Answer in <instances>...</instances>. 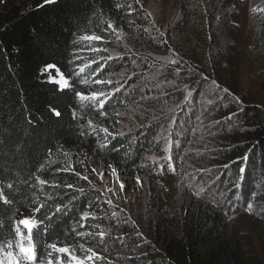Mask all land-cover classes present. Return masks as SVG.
<instances>
[{"label": "trees", "instance_id": "trees-1", "mask_svg": "<svg viewBox=\"0 0 264 264\" xmlns=\"http://www.w3.org/2000/svg\"><path fill=\"white\" fill-rule=\"evenodd\" d=\"M42 1L0 10V188L10 201H0V243H14L13 222L34 216L35 264H47L53 252L49 244L73 249L77 257L85 255L81 245L97 253L109 248L119 264H264V101L259 91L238 83V61L223 36V19L232 14L235 0H176L178 21L166 33L171 42L153 25V38L135 28L142 47L152 40L156 54H178L173 67L146 68L147 75L161 72L175 78L165 82L178 83L165 94L172 99L178 93V126L169 131L173 146L162 159L165 174L172 171L180 180L176 204L168 203L164 188H155L162 167L140 165L160 122L136 131L132 141L128 135L110 136L90 126L86 115L112 119L130 97L122 95L102 108L77 97L83 90L75 81L74 55L84 38L110 24L125 28L138 18V6L133 0ZM189 30L187 43L182 38ZM56 73L67 87L56 82ZM207 87L214 88L212 99L222 97L225 103H216L208 138L198 144L192 127L204 114L197 101L204 90L208 95ZM141 91L149 94L152 88L135 87L131 97ZM189 143H195L194 150H185ZM83 155L148 180V197L123 211L116 226L114 217L123 207L83 181L75 168ZM37 176L47 183L41 186ZM57 204L64 206L59 213ZM84 213L87 222L81 220ZM115 230L118 235H112ZM57 255L53 252V262Z\"/></svg>", "mask_w": 264, "mask_h": 264}, {"label": "rangeland", "instance_id": "rangeland-1", "mask_svg": "<svg viewBox=\"0 0 264 264\" xmlns=\"http://www.w3.org/2000/svg\"><path fill=\"white\" fill-rule=\"evenodd\" d=\"M138 6L139 16L135 20L122 26H106L99 28L94 34L88 37H101L99 40L85 39L79 51L74 55L76 63L73 73L76 75L75 81L82 88L84 95H90L93 92L104 93V99L107 103H113L122 95L129 96L126 103L118 106L114 112V118L110 114L92 113L86 115L87 122L101 129H107L110 136H125L132 140L135 138L136 131L144 127L154 129V126L160 122V129L156 131L155 137L151 140L153 147L141 161V166L162 169L161 177L157 181L155 188L160 192L163 188L167 191L168 203L176 204L178 194V184L180 180L173 175L165 174L162 159L167 158L170 147L173 146V139L169 131L178 126V93L167 99L166 92L178 89V83L170 84L163 78H170L167 74L156 72L154 75H147L146 68L150 64L173 67V58H178L177 53L160 56L151 48L154 42L147 40L148 44H140L138 37L135 36V28H144L147 32V38L153 33L150 25L165 34V40L171 42L173 38H168L167 34L173 31V27L178 21V3L176 0H133ZM202 2V0H200ZM43 3L44 0L42 1ZM28 7V0H0V10L7 9L11 5ZM221 16L217 17L219 19ZM225 30L223 36L229 42V50L235 55L238 61L239 81L242 89H250L253 92H260L259 97L264 101V0H235L233 12L230 16L223 19ZM197 27V25H195ZM170 30H172L170 32ZM192 31L189 30L187 37L182 38L184 42L189 43L192 37ZM188 36L190 38H188ZM152 42V43H151ZM173 48V47H172ZM175 48V47H174ZM231 54V55H232ZM83 68L84 71H80ZM159 69V67H158ZM162 69H159L161 71ZM228 70V69H226ZM162 79H161V78ZM56 82L61 85V77L56 73ZM102 81L103 83H97ZM175 82V78H170ZM151 85H153L151 87ZM141 86L152 88L149 94L139 92L138 97H131V90ZM208 88V89H207ZM201 94L198 103L204 113L197 117L192 127L196 133L195 142H206L208 138L207 131L210 129V120L213 118L211 113L218 105H223L225 101L218 97L215 101L211 92L214 88L207 87ZM214 98V99H212ZM188 101L191 98H187ZM222 108V106H221ZM206 110V113L205 111ZM165 120H170L166 127ZM203 136L205 138H203ZM134 138V139H132ZM203 138V139H202ZM203 143V144H204ZM194 144H187V150H194ZM173 157L172 150H170ZM185 163L187 165L186 159ZM75 167L81 177H87L83 181L91 187L96 188L105 194L109 200L116 198L123 207V210L115 215V225L123 218V211L129 212L128 207L133 209L137 203H142L147 197L148 186L147 178H138L123 175L116 168L105 163L100 159L82 156V159ZM178 164V162H177ZM175 166V165H174ZM178 175L177 168L175 169ZM101 174H103L101 176ZM123 185V188L121 187ZM76 186V185H75ZM121 218V219H120ZM242 225L243 222L241 223ZM116 228V227H114ZM112 235H118L115 230ZM109 248L103 253H98L103 257L99 260L100 264H119L115 255L109 253ZM82 251V249H81ZM59 256V255H57ZM68 256L63 257L64 264H68ZM55 262V261H54Z\"/></svg>", "mask_w": 264, "mask_h": 264}, {"label": "snow or ice", "instance_id": "snow-or-ice-1", "mask_svg": "<svg viewBox=\"0 0 264 264\" xmlns=\"http://www.w3.org/2000/svg\"><path fill=\"white\" fill-rule=\"evenodd\" d=\"M44 2L52 3L54 0H44ZM109 27H113L111 24ZM85 39H94L99 40L101 37H85ZM53 65H47V68H52ZM80 71H84L83 68L80 69ZM97 83H103L102 81H97ZM61 86L67 87V82L64 80L63 77H61ZM227 91V90H225ZM104 93H98L93 92L90 95H84L83 93H77V97L82 102H90L92 104H99V106L102 108L104 104L106 103L104 99ZM103 114V113H102ZM55 115L59 116L60 113L57 111L55 112ZM91 126V121L89 122ZM105 134H108V130L101 129ZM244 159H247V157H244ZM245 172V168H240L241 176L239 177V180L243 179L242 174ZM103 174H101L102 176ZM83 179H87V177H82ZM37 182L44 186L47 182L43 179H41L39 176H37ZM139 183V178H138ZM236 187H240L241 184L239 182L236 183ZM7 187L10 189L13 187V185L9 184ZM68 188H72L73 185H67ZM123 188V185H121ZM82 191V190H81ZM0 201H2L4 204H9L10 201L8 197L5 195L3 188H0ZM111 203V201H109ZM45 205L41 204L39 207L34 209L35 213H39ZM63 205L57 204L56 205V213H59L63 209ZM249 209H251L252 205L248 206ZM55 215V214H53ZM89 219V214L84 213L81 217V220L87 222ZM37 221L35 217H26L23 219H20L18 221L13 222V228L12 231L15 234V242L13 243L12 240H9L7 244L0 243V264H35L36 260V244H35V237L38 235L37 232L34 230L37 228ZM84 225L82 224L81 227ZM99 238L101 241L105 239V233L100 232ZM13 247H15L16 251H13ZM48 247L53 250V252L58 253L59 256L56 257L55 262H53V252L48 253V262L47 264H64L63 257L65 255L68 256V264H96L97 261L102 260L103 257L100 256L93 248L86 247L85 245H81V249L85 252L84 256L77 257L74 254V250L67 248V247H58L56 244H49Z\"/></svg>", "mask_w": 264, "mask_h": 264}]
</instances>
